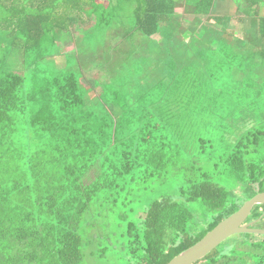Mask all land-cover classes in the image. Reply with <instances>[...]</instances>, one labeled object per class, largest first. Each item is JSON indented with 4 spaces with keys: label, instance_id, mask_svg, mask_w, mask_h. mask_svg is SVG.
<instances>
[{
    "label": "trees",
    "instance_id": "16d2710c",
    "mask_svg": "<svg viewBox=\"0 0 264 264\" xmlns=\"http://www.w3.org/2000/svg\"><path fill=\"white\" fill-rule=\"evenodd\" d=\"M217 1L223 0H0V264H81L79 223L95 197L103 190L119 193L139 174L166 176L209 124L215 133L199 140L210 147L219 140L220 125L240 126L226 132L215 165H223L247 196L201 172V181H191L177 197L162 196L144 208L139 229L128 224V263L167 264L264 191V129L250 124L254 105L264 100V0H231L236 15L220 16L221 27L203 25L199 36V27L189 30L176 12L177 3L189 5L198 26V15H211ZM81 2L98 8L96 26L127 8L133 29L155 38H139V52H163L146 57L151 70L145 78H153L144 97L146 104L162 99L166 106H141V119L130 124L132 114L118 107L111 117L87 109L72 71L52 79L24 74L28 55L35 54L32 63L48 57L47 43L75 23ZM188 46L196 55L191 65L178 60ZM171 53L174 61L166 58ZM178 63L187 74L184 84L178 83ZM263 211L264 205L254 206L247 220ZM243 235L241 255L264 264V235L259 241ZM217 253L194 264L213 263L221 259Z\"/></svg>",
    "mask_w": 264,
    "mask_h": 264
},
{
    "label": "rangeland",
    "instance_id": "374dc122",
    "mask_svg": "<svg viewBox=\"0 0 264 264\" xmlns=\"http://www.w3.org/2000/svg\"><path fill=\"white\" fill-rule=\"evenodd\" d=\"M90 5L87 8L86 4L81 2L79 9L73 12L75 23L67 28V31L64 30L55 43L53 41L47 43L48 57L32 63L35 54L31 53L28 55L25 68L21 70L27 77L40 72L48 79L72 71L79 77L87 109L97 111V108H100L106 110L105 113L111 117L110 113L118 107L132 114L126 119L127 122L130 124L138 122L141 119L138 113L142 110L141 106L147 103L144 96L147 95L149 83L153 78H145V73L148 74L151 70L148 69L151 63L146 57H151L154 51L142 55L147 52H139L141 46L139 38L149 43L155 38L148 40L141 32L133 29V21L127 8L112 21L96 26L98 8ZM92 8L96 10L91 14ZM99 11H102V8ZM176 12L182 15L180 21L189 30L193 31L199 27L195 34L199 36L203 25L221 27L218 22L221 20L220 16L224 18L225 15H233L234 6L231 0L215 2L211 15H198L201 21L198 26L196 25L198 21H194L192 7L189 5L177 3ZM104 16L106 18L109 14L105 13ZM191 51V49L187 50L189 54H192ZM156 53L159 57H163V52L156 51ZM141 57H145L148 61L139 60ZM169 57L174 61L175 56L166 55V58ZM175 70L179 71L178 83L184 84V76L186 77L187 74L180 71L179 63L175 66ZM172 75L175 79V73ZM153 92L155 89L150 95ZM251 117V126L254 124V128L264 129V100L254 105ZM213 125L209 124L205 133L193 137L194 141L189 143L183 157L176 164L168 166L166 176L145 177L139 174L136 180L125 185L126 187L119 193L114 190H103L95 197L79 223V233L82 238L81 264H129L126 254L128 224L134 223L139 229L144 208L162 196L177 197L179 190L189 186L191 181L200 182V174L203 171L208 173L210 181L225 184L243 198L247 196L244 187H240L239 182L223 172V165H215L219 162L217 157L222 156L223 145L227 140L226 132L230 129L240 130V126H231L227 123L220 125L217 129L219 140L214 147H210L208 144H202L199 138L214 134ZM202 211L203 207L200 206L194 210L196 217H199ZM258 218L246 222L252 223L253 227L264 229V215ZM243 237V233L234 234L215 250L220 252L221 248H224L225 254L232 258L236 257L230 263H241L246 258H252L251 260L254 261L255 258L251 254L241 255L244 248L226 249V246L239 242ZM248 238L250 241H259L262 235L251 234Z\"/></svg>",
    "mask_w": 264,
    "mask_h": 264
},
{
    "label": "water",
    "instance_id": "95a60500",
    "mask_svg": "<svg viewBox=\"0 0 264 264\" xmlns=\"http://www.w3.org/2000/svg\"><path fill=\"white\" fill-rule=\"evenodd\" d=\"M264 205V191L259 192L221 220L213 229L208 231L198 242L181 251L167 264H194L216 249L224 240L234 234L251 233L264 235V229L253 227L246 220L251 215L254 206ZM264 215V211L262 216ZM261 216V217H262ZM260 217V218H261Z\"/></svg>",
    "mask_w": 264,
    "mask_h": 264
},
{
    "label": "crops",
    "instance_id": "0c3cea01",
    "mask_svg": "<svg viewBox=\"0 0 264 264\" xmlns=\"http://www.w3.org/2000/svg\"><path fill=\"white\" fill-rule=\"evenodd\" d=\"M262 4V6H261V8H260V15L261 16H263L264 17V2H262L261 3ZM233 6H234V14L233 15H229V16H234V15H236V8H235V4L233 3ZM249 22H250V20H249ZM249 22L247 21V23H246V26L248 27V25H249ZM187 50H190V47L188 46L185 50H184V52H180L179 54H180V56L181 57H178V60L180 61V63L181 62H184L185 61V63H186V65H191L192 63H193V61H194V58H195V53L193 52V51H191L192 52V54H189L188 52H187ZM145 52H147V53H149V51H146V50H144ZM144 54H146V53H144ZM150 54V53H149ZM172 55H174V53H171ZM153 55L155 56L156 55V53L155 52H153ZM156 72H159V75L162 73V70H159V71H155V73ZM154 73V74H155ZM161 102L162 103H152V104H150V103H148V104H144V105H142L143 107L144 106H150V107H154V108H156V107H160L162 104H164V106H166L167 105V103L165 102V100H162L161 99ZM173 106H176V101L174 102V103H170L169 105H168V107H172V105Z\"/></svg>",
    "mask_w": 264,
    "mask_h": 264
},
{
    "label": "flooded vegetation",
    "instance_id": "af4514ba",
    "mask_svg": "<svg viewBox=\"0 0 264 264\" xmlns=\"http://www.w3.org/2000/svg\"><path fill=\"white\" fill-rule=\"evenodd\" d=\"M261 215H262V214H261ZM261 215H260V217H261ZM258 219H259V218H258ZM241 240H242V239H241ZM231 247L236 248V249H239V248H244V249H245V248H246L245 245H240V244H238V242L226 246V249H227V248H231ZM221 249H222V250H221L220 252L218 251V253H217L218 258L221 257V259H216V261L213 262V263H212L211 260H205V261H201V263H196V264H235V263H219L220 261L223 260V259H222L223 256H224V255H227V254L224 253V252H225V249H224V248H221ZM261 263H264V261L261 262ZM236 264H257V261H253V260H251V259H247V260L245 259V260H242L241 263H236Z\"/></svg>",
    "mask_w": 264,
    "mask_h": 264
}]
</instances>
